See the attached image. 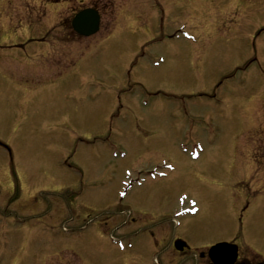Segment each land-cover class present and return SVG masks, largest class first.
I'll use <instances>...</instances> for the list:
<instances>
[{
    "label": "rangeland",
    "instance_id": "374dc122",
    "mask_svg": "<svg viewBox=\"0 0 264 264\" xmlns=\"http://www.w3.org/2000/svg\"><path fill=\"white\" fill-rule=\"evenodd\" d=\"M0 144V264L264 257V0H0Z\"/></svg>",
    "mask_w": 264,
    "mask_h": 264
},
{
    "label": "flooded vegetation",
    "instance_id": "af4514ba",
    "mask_svg": "<svg viewBox=\"0 0 264 264\" xmlns=\"http://www.w3.org/2000/svg\"><path fill=\"white\" fill-rule=\"evenodd\" d=\"M45 35H47V33L42 34L41 35L42 37L40 36V38H32V37L26 38L25 43L23 45H21V46H23V47L26 46L27 47V46H30V45L34 46L36 44L43 45V48H46V51H48V53L50 55V53H52V51L50 49L51 48L50 45H52L53 43L52 42L48 43L45 40V41H43V44H41L42 43L41 40H42L43 36H45ZM68 37H69V35L66 38H60L59 39V40L65 39L66 42H64V43L59 41V40L57 41L56 38L54 40H56V43H57V45L59 47V46H63V45L68 43V41H67ZM23 47H21V49ZM61 58L63 59V57H61ZM62 74L63 73H61L60 75H62ZM20 179H19L18 183H16V180H15V182L11 181L9 183V188H11V190H12V199H16L15 196L17 195V192H18L17 186L21 183ZM256 193H257L256 191H249V190H247V188H245L244 198L246 197L247 199H253L257 195ZM258 195H260V194H258ZM248 207H249V203L247 202L245 204V206H243V208L241 210V215H243L245 212H247ZM165 233L167 234L166 231H165ZM177 240H181V239L180 238L173 239L172 242L170 243V245L172 244L173 251H175L177 253H184V252H188L190 250L188 248L183 249L182 251L175 250L174 243ZM181 241H183V240H181ZM228 243H230L232 245H236V259L233 262H231L232 260H229L228 258H226L224 256V257H222L221 262L218 263V264H264V257L261 258V257L255 255V254L251 253L248 248H246L247 251H248L247 254H244L243 253L244 250L236 242L230 241ZM206 258H207V256H206ZM201 259H203L202 256H201ZM181 263L182 262H177V264H181ZM216 263H217V260H216ZM216 263L214 262V260H211V259L207 258V261H206L205 264H216Z\"/></svg>",
    "mask_w": 264,
    "mask_h": 264
},
{
    "label": "water",
    "instance_id": "95a60500",
    "mask_svg": "<svg viewBox=\"0 0 264 264\" xmlns=\"http://www.w3.org/2000/svg\"><path fill=\"white\" fill-rule=\"evenodd\" d=\"M99 19L93 11H84L76 16L72 25L75 32L87 37L98 30Z\"/></svg>",
    "mask_w": 264,
    "mask_h": 264
}]
</instances>
